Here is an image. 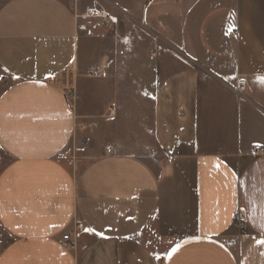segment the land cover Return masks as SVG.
Instances as JSON below:
<instances>
[{
    "label": "crops",
    "instance_id": "crops-1",
    "mask_svg": "<svg viewBox=\"0 0 264 264\" xmlns=\"http://www.w3.org/2000/svg\"><path fill=\"white\" fill-rule=\"evenodd\" d=\"M255 145L264 0H0V264H264Z\"/></svg>",
    "mask_w": 264,
    "mask_h": 264
},
{
    "label": "built area",
    "instance_id": "built-area-1",
    "mask_svg": "<svg viewBox=\"0 0 264 264\" xmlns=\"http://www.w3.org/2000/svg\"><path fill=\"white\" fill-rule=\"evenodd\" d=\"M146 1H155V0H146ZM86 16L91 17V18H100L103 21H106L108 19V14L102 7L89 9L88 12L86 13ZM89 75H93V72L89 71ZM4 81H5V79H4ZM245 84H246L245 79L243 77H239L237 80V84L234 87V92L236 94H240L241 92H243L244 88H245ZM65 94H66L67 98L74 99V91L72 89L67 90ZM109 107H110L109 111L111 113H113L114 103H111ZM85 141L88 142L89 138H86ZM106 151L108 153L111 152V148L107 147ZM254 151L258 154H263L264 153V147L260 146V145H255ZM233 220L239 229L243 228V226L245 224L243 217L236 214V215H234ZM72 232H73V230L67 229L61 236V240H62L64 246L67 247L68 249H74V247H75V242H74V239L72 237Z\"/></svg>",
    "mask_w": 264,
    "mask_h": 264
},
{
    "label": "rangeland",
    "instance_id": "rangeland-1",
    "mask_svg": "<svg viewBox=\"0 0 264 264\" xmlns=\"http://www.w3.org/2000/svg\"><path fill=\"white\" fill-rule=\"evenodd\" d=\"M92 77H98L97 75L96 76H93L91 75ZM92 79H97V78H92ZM60 84H62L64 87H70V85H73L74 84V73L72 70H66L61 76L58 77L57 79ZM91 85H94L95 86V83H91ZM77 86V85H76ZM68 89V88H67ZM67 89L65 88V91H67ZM73 90V89H72ZM113 103V102H111ZM110 103V104H111ZM110 107L107 109V115H110L112 114L110 111H109Z\"/></svg>",
    "mask_w": 264,
    "mask_h": 264
}]
</instances>
